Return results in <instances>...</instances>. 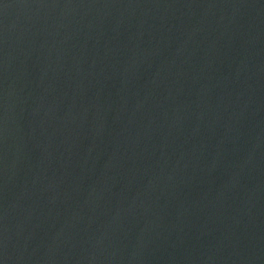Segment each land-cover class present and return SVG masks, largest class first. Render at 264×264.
Returning <instances> with one entry per match:
<instances>
[{"label": "water", "instance_id": "95a60500", "mask_svg": "<svg viewBox=\"0 0 264 264\" xmlns=\"http://www.w3.org/2000/svg\"><path fill=\"white\" fill-rule=\"evenodd\" d=\"M0 264H264V0H0Z\"/></svg>", "mask_w": 264, "mask_h": 264}]
</instances>
